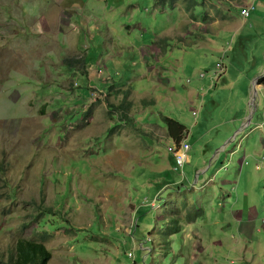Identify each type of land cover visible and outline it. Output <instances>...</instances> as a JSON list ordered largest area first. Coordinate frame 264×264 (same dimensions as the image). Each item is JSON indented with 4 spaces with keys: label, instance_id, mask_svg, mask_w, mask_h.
<instances>
[{
    "label": "rangeland",
    "instance_id": "1",
    "mask_svg": "<svg viewBox=\"0 0 264 264\" xmlns=\"http://www.w3.org/2000/svg\"><path fill=\"white\" fill-rule=\"evenodd\" d=\"M171 5L0 0V264L20 238L47 264H264V223L231 219L244 195L264 219V0ZM166 118L212 185L163 187Z\"/></svg>",
    "mask_w": 264,
    "mask_h": 264
},
{
    "label": "trees",
    "instance_id": "2",
    "mask_svg": "<svg viewBox=\"0 0 264 264\" xmlns=\"http://www.w3.org/2000/svg\"><path fill=\"white\" fill-rule=\"evenodd\" d=\"M164 1V0H163ZM186 2L185 5V12L188 14V19L190 18L192 21H195V18L201 17L203 19L206 18V14H193L194 10L198 6L199 0H182ZM171 7L174 9L176 0H170ZM197 35V34H196ZM237 38H241V35H238ZM220 55V54H219ZM223 57V55H220V57ZM225 57V55H224ZM71 62V61H67ZM72 63V62H71ZM76 60L74 61L75 64ZM201 73L200 71L198 74ZM204 73V72H202ZM87 74V72H86ZM205 74V73H204ZM205 76V75H204ZM264 77H261L258 82L259 84H263ZM117 108H122L121 106H117ZM168 126H169V136L173 140V142L178 143L181 141V135L177 132L178 130L182 131L184 130V127L181 124H178L174 120H168L166 118ZM130 122L132 125H135V122L131 119ZM174 125L177 126V128L174 127ZM114 128H110V133L113 132ZM148 145V144H146ZM46 212H51V209H47ZM52 256L51 251H49L44 244L39 243L35 240L27 239V238H20L16 243V255H15V264H47Z\"/></svg>",
    "mask_w": 264,
    "mask_h": 264
},
{
    "label": "crops",
    "instance_id": "3",
    "mask_svg": "<svg viewBox=\"0 0 264 264\" xmlns=\"http://www.w3.org/2000/svg\"><path fill=\"white\" fill-rule=\"evenodd\" d=\"M65 15H67V13L65 12ZM229 141H227L226 142V144L228 143ZM226 144H224V145H222L219 149H218V151L217 152H220V150H223V149H225V147H226ZM218 157H220V156H217L216 158H218ZM242 158H244V157H242ZM186 163H188V157H186ZM185 163V164H186ZM242 163L243 164H245L241 159L239 160V165L240 166H242ZM184 164V165H185ZM256 166V165H255ZM259 166V165H258ZM262 166H263V168H264V163H262ZM259 169H260V167H259ZM259 169H256V167H255V170H259ZM201 172L202 173H204V171H198V173H196L195 172V177H194V179H193V181H188V179L186 178V175L184 176V178H177V177H175V174H173V173H170V175L168 176V179L169 178H174L173 179V181L174 182H176V183H178L179 185V187H184V185L186 184V182H187V184H191V189H199V190H201L204 186H210V185H212L213 184V181H214V176L213 175H211V176H207V177H201L200 176V174H201ZM171 174L173 175V176H171ZM260 176H261V179L262 180H264V174H261L260 173ZM211 179H212V181H211ZM176 183H175V185H176ZM196 183H200V185L199 186H195L194 187V185L196 184ZM240 183H241V179L239 178V181H238V183H237V185L238 186H240ZM222 184L224 185V186H229L230 185V182L229 181H227V180H223L222 181ZM177 186V187H178ZM258 187H262V185H260V186H258ZM180 188V189H181ZM159 189H161V188H159ZM187 191H189V189L188 188H185ZM254 193H255V196H256V198H257V200L259 199V196H260V193L259 192H257V191H255L254 190ZM259 204V203H258ZM260 206V205H259ZM261 207V206H260ZM236 210H231V213H232V218L231 219H234L236 222H238V223H245L244 225L245 226H254L259 220L262 222V223H264L263 221H264V219H261V218H259V212H258V209H257V205H255V203H251V202H249V200H248V198H246V195H244L243 196V199L241 200V203L239 204V205H237L236 207ZM262 208V207H261ZM224 220V219H223ZM147 249V247H144L143 248V250H146Z\"/></svg>",
    "mask_w": 264,
    "mask_h": 264
},
{
    "label": "clouds",
    "instance_id": "4",
    "mask_svg": "<svg viewBox=\"0 0 264 264\" xmlns=\"http://www.w3.org/2000/svg\"><path fill=\"white\" fill-rule=\"evenodd\" d=\"M182 1V0H181ZM179 2V0H176V3H178ZM175 3V4H176ZM199 6H197V8H198ZM174 8H176V9H178V7H174ZM196 8V9H197ZM179 10V9H178ZM244 10H246V14H243V11ZM252 10V6L251 5H247V7L246 8H242L241 9V11H240V16L242 17V18H246V17H248V15H249V13H250V11ZM25 13L26 14H28L27 13V11L25 10ZM41 17H43V16H41ZM40 17V18H41ZM59 30H61V28L59 29ZM58 30V31H59ZM232 40H233V38H232ZM225 53V52H224ZM224 53H222L221 55H224ZM77 61V60H76ZM216 70L217 69H222V71H224L225 70V65H224V63H223V61H222V56L221 57H219L218 58V62H216V66L214 67ZM205 74L204 73H199L198 74V78L199 79H202V78H204L205 76H204ZM260 79V78H259ZM258 79V80H259ZM217 84V83H216ZM216 84H215V86H216ZM257 84H259V82L257 83V79L255 80V82H254V85H253V87H252V96H251V98H250V104H253V102H254V94H255V92H256V85ZM259 85H261V84H259ZM213 86H214V84H213ZM252 102V103H251ZM196 113H195V111H192V115H195ZM168 120H173V119H170V118H168ZM176 122V121H175ZM178 123V122H177ZM248 123H249V121L247 120L245 123H243L242 124V126L243 127H245V126H247L248 125ZM179 124V123H178ZM134 126H136V123H135V125ZM174 127L175 128H177V126L176 125H174ZM178 131H180V130H178ZM177 131V132H178ZM183 131V130H182ZM164 132L166 133V136L167 137H169L170 138V136H169V126H168V123H167V126H166V128H164ZM165 136V135H164ZM165 136V137H166ZM172 140V139H171ZM140 141H141V144L142 145H144L145 146V149L144 150H147L148 148H149V146L148 145H146L147 143L141 138V136H140ZM187 145L188 146V148H187V150L186 151H182L181 150V146L182 145ZM188 149H189V145L184 141V140H181V141H179L178 143H175V142H173V140H172V144L170 145V146H168L167 147V150L170 152V154H172V159H173V164H174V167H173V169H171L172 171H175V172H177L178 174H179V176L181 177V178H184V172H183V167H184V164L187 162L186 161V157H187V152H188ZM176 155L178 156H180V158H181V164L179 165V164H177L176 163V160H175V157H176ZM171 170H165V172L167 171V172H170L171 173ZM211 181H212V179H211ZM165 184H167V185H165ZM175 186V182L173 181V179H170L169 181L167 180L166 182H164V184H163V187H168L169 189L171 188V186ZM179 189V186L177 187V186H175L174 187V189ZM159 195H160V193L157 195V197H159ZM52 212V211H51ZM137 223V222H136ZM136 225V224H135ZM134 227H136V226H134ZM141 238H143V240H140V247L142 248V251H144L143 250V248L144 247H146V246H144V244H146L148 241H147V239H146V236L145 235H143L142 234V236H141ZM31 240H34V239H31ZM39 243H41V242H39ZM43 244V243H42ZM149 248H147L146 250H148ZM129 254L131 255L132 253L131 252H129Z\"/></svg>",
    "mask_w": 264,
    "mask_h": 264
},
{
    "label": "built area",
    "instance_id": "5",
    "mask_svg": "<svg viewBox=\"0 0 264 264\" xmlns=\"http://www.w3.org/2000/svg\"><path fill=\"white\" fill-rule=\"evenodd\" d=\"M243 14H246V10L243 11ZM180 148L182 151H186L188 146L185 144V145H182ZM175 160H176L177 164H179V165L181 164V158L179 155L178 156L176 155Z\"/></svg>",
    "mask_w": 264,
    "mask_h": 264
},
{
    "label": "water",
    "instance_id": "6",
    "mask_svg": "<svg viewBox=\"0 0 264 264\" xmlns=\"http://www.w3.org/2000/svg\"><path fill=\"white\" fill-rule=\"evenodd\" d=\"M252 103V102H251Z\"/></svg>",
    "mask_w": 264,
    "mask_h": 264
}]
</instances>
